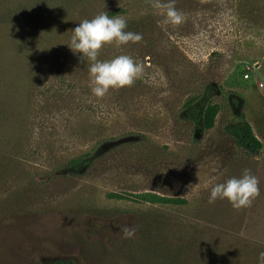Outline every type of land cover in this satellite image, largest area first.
<instances>
[{"label": "rangeland", "instance_id": "374dc122", "mask_svg": "<svg viewBox=\"0 0 264 264\" xmlns=\"http://www.w3.org/2000/svg\"><path fill=\"white\" fill-rule=\"evenodd\" d=\"M151 3L0 0V264H159L150 245H175L204 221L241 222L218 237L226 247L236 238L264 246V0H176L179 26L159 23ZM102 11L143 40L106 44L99 59L131 55L144 72L100 99L68 43ZM206 94L219 113L200 132L185 104ZM244 120L259 154L227 131ZM79 156L91 159L83 172L68 171ZM246 168L260 181L251 207L208 203L211 185ZM147 193L188 204L149 203Z\"/></svg>", "mask_w": 264, "mask_h": 264}, {"label": "clouds", "instance_id": "9594fccd", "mask_svg": "<svg viewBox=\"0 0 264 264\" xmlns=\"http://www.w3.org/2000/svg\"><path fill=\"white\" fill-rule=\"evenodd\" d=\"M151 6L159 10L163 17L162 25L179 26L184 22V13L176 7V0H152ZM128 21L123 16L110 17L102 11L93 18H85L72 30L68 43L74 54L80 53V61L89 64V87L97 98H104L110 89L132 87L144 72V65L131 55L120 54L112 59H99L100 52L106 44H115L117 48L130 42L135 44L143 40L140 33L126 31ZM260 181L250 169H244L242 175L229 178L223 183L210 186L208 203L217 199H227L236 210L251 207L260 196ZM125 239L136 234L134 225H125L121 229ZM259 264H264V251L259 253Z\"/></svg>", "mask_w": 264, "mask_h": 264}, {"label": "trees", "instance_id": "16d2710c", "mask_svg": "<svg viewBox=\"0 0 264 264\" xmlns=\"http://www.w3.org/2000/svg\"><path fill=\"white\" fill-rule=\"evenodd\" d=\"M208 97V94L199 99L193 97L185 104V117L193 121L200 132L212 129L216 124L219 113L218 104L210 101ZM227 131L234 136L238 146L256 154L262 151L263 143L248 121L244 120L241 123L230 124ZM83 157L79 156L72 159L68 164V171L82 173L83 168L91 160H84ZM142 197L147 202L154 204H188V200L185 198L167 197L155 193H147ZM204 222H206V224L203 223L204 225L195 223L196 225L189 235L181 233L175 239V245H171L169 242L163 244L162 247L150 245L148 247L150 256L160 253L159 257L162 258V263L159 262V264H170L168 261L171 259L176 260L177 264H259V253L264 251V246L236 238L226 247L222 240L218 239L224 233L235 234L239 232L242 227L241 222L232 220L227 222ZM216 232L219 234H216ZM205 233L210 235H205ZM188 260L189 262H187ZM71 262L74 263L73 259L57 260L58 264H70Z\"/></svg>", "mask_w": 264, "mask_h": 264}]
</instances>
